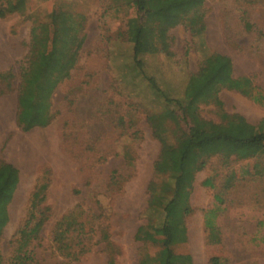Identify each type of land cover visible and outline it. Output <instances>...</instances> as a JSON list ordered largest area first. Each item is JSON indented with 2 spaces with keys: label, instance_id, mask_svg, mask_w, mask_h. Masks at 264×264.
Segmentation results:
<instances>
[{
  "label": "rangeland",
  "instance_id": "rangeland-1",
  "mask_svg": "<svg viewBox=\"0 0 264 264\" xmlns=\"http://www.w3.org/2000/svg\"><path fill=\"white\" fill-rule=\"evenodd\" d=\"M51 21L61 36L80 43L78 61L53 93V121L25 131L17 123L21 71L32 27ZM141 23L128 0H29L23 12L0 17V160L19 172L0 195V264H19L23 235L30 237L20 251L24 264H138L156 253L136 238L148 222L149 184L168 174H156L162 143L149 121L166 103L148 77L181 98L189 77L217 52L231 58L234 76H250L264 93V0H205L204 14L171 28L164 42L156 29L147 30L137 69L129 38ZM218 97L221 103L196 105L208 130L238 123L234 115L256 127L264 119V102L226 87ZM177 113L179 128L165 124L170 143L193 125ZM193 152L191 212L174 226L175 249L190 252L192 264H211L213 256L222 264H264V175L253 169L263 156ZM178 157L171 154L163 169L179 166ZM43 183L36 213L43 211L46 222L17 234ZM212 207H218V240L205 224Z\"/></svg>",
  "mask_w": 264,
  "mask_h": 264
},
{
  "label": "trees",
  "instance_id": "trees-1",
  "mask_svg": "<svg viewBox=\"0 0 264 264\" xmlns=\"http://www.w3.org/2000/svg\"><path fill=\"white\" fill-rule=\"evenodd\" d=\"M28 1L0 0V17L23 12ZM128 2L137 8L142 18L135 35L129 38L133 43L137 69L143 66L141 55L146 52L143 42L147 39L145 33L147 30L156 29L158 38L164 42L171 28L202 16L205 8V0H128ZM80 47L79 42L61 36L53 21L32 27L28 62L22 68L18 89L17 123L23 130L45 127L53 121L55 118L52 110L53 93L57 86L70 76L78 61ZM148 82L153 91L166 103L162 111L149 115V121L162 143L161 154L155 168L156 174L161 175L165 172L168 174L161 181L154 180L149 184L150 197L145 211L148 222L137 229L136 238L154 247L156 253L142 256L138 264H192L190 252L178 251L174 247V226L191 212L189 198L193 187L191 174L193 151L212 152L225 148L240 158L258 159L263 156V161L257 160L253 169L256 174L264 175V119L256 127L242 117L234 115L232 120L238 117V123H231L227 129L214 126L212 130H208L205 121L196 111V105L202 101L221 103L218 92L222 87L239 91L260 103L264 102V93L257 90L250 76H234L231 58L217 52L206 57L200 70L189 77L181 98L172 97L163 91L153 77H148ZM177 110H181L184 117L190 118L193 125L184 136L177 139L176 143H170L163 133L166 131L165 124L168 120L179 128L180 117ZM175 153L179 155V166L173 163V169L165 171L163 166L167 158ZM225 156L227 158L229 155ZM203 164L204 160H201L200 165ZM18 174V169L13 164L0 160V195L9 192L18 180ZM45 188L46 184L43 183L33 192L30 201L31 213L25 226L19 229L17 234H21L30 224L34 225L31 229L38 231L46 222L43 211L39 216L36 213ZM217 208L207 209L205 213L206 227L211 237L215 239L218 236L217 225L214 222ZM155 215L158 217L155 218ZM3 220L4 218L0 223ZM70 226L69 230L72 229ZM64 232L67 233V229ZM29 238V235H23L21 238L22 243L15 255L19 264H24L26 260V255L20 251L28 244ZM109 264H114V261L110 260ZM211 264H222L221 257L213 256Z\"/></svg>",
  "mask_w": 264,
  "mask_h": 264
}]
</instances>
